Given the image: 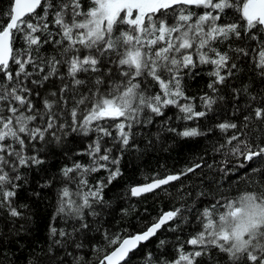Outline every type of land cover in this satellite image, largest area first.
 Segmentation results:
<instances>
[{
    "label": "snow or ice",
    "instance_id": "obj_1",
    "mask_svg": "<svg viewBox=\"0 0 264 264\" xmlns=\"http://www.w3.org/2000/svg\"><path fill=\"white\" fill-rule=\"evenodd\" d=\"M241 64L248 66L249 83L231 87ZM203 67L207 90L189 95L188 80ZM224 89L231 92L232 115L204 130L201 121L219 114ZM155 118L163 131L182 139L219 130L223 143L214 151L224 154V164L229 157L237 161L220 169L222 179L251 167L243 178L247 190L197 210L199 230L187 239L176 236L173 257L148 252L144 264H264V0H9L0 10V222L28 219V205L18 203L27 182L22 169H40L69 137L88 141L76 152L87 162L73 160L59 170L52 219L68 227L51 222L49 245L43 255L26 257V264H65L69 255L72 264H131L161 232L181 233L192 224L186 213L195 202L182 203L161 210L138 231H105L106 248H93L95 261L67 251L84 248L79 237L90 228V217L110 207L105 191L122 177L121 159L139 151L136 129ZM172 120L184 126H172ZM199 159L178 172L145 177L126 194L167 193L174 182L182 191L189 174L212 167ZM102 171L106 175L92 183L90 177ZM52 184L49 179L41 187ZM209 195L215 193L204 189L196 199ZM246 210L249 219L241 226L237 218ZM24 230L19 225L0 232V264H13L4 241L12 236L8 244H15ZM168 243L159 240L158 248Z\"/></svg>",
    "mask_w": 264,
    "mask_h": 264
},
{
    "label": "trees",
    "instance_id": "obj_2",
    "mask_svg": "<svg viewBox=\"0 0 264 264\" xmlns=\"http://www.w3.org/2000/svg\"><path fill=\"white\" fill-rule=\"evenodd\" d=\"M9 0H0V10H6ZM240 72L235 79L229 81L231 87L239 88L243 84L249 83L250 72L246 64H241ZM207 68L203 67L200 75L195 79H189L188 89L189 95H198L206 91V84L208 77L205 74ZM255 87V86H254ZM225 96L223 102L218 108V115L211 117L209 121H201L202 128H207L219 121L228 119L232 115V102L230 89H224L221 93ZM244 97H241L239 103L243 105ZM174 110L169 109L166 113L167 117H172ZM239 115L237 119H239ZM172 126L182 128L184 122L170 121ZM136 144L139 151L133 149L126 153L120 161V168L123 173L122 177L114 182L105 191V198L111 202L110 207L103 211L102 216L98 218H89L90 228L86 234L81 235L79 239L84 243V248L74 250L68 248L67 251L74 255L85 256L89 261H95L94 247L106 248V241L104 232L107 231L109 235L117 232H135L144 226L145 223L157 217L161 210L167 211L173 205L180 206L186 204L195 207L191 213H186L192 224L184 225V231L181 233L163 231L156 238H153L146 246L133 256L131 264H144L145 256L148 252L159 256L165 253L169 258L174 255V245L176 243V236L179 234L183 239H187V234L194 230H199L196 226L195 213L197 210L202 211L204 207L210 206L221 200V197L233 199L237 197L240 192L248 189V185L244 182L245 173L249 172L248 167L232 171L227 175L226 179H222L221 168H232L237 164L234 158L229 157L230 163L224 164L225 156L221 152L214 151V148L219 143H223L219 130L215 133L209 134L207 137H197L190 139H182L167 133L162 130L161 119L155 118V122L144 127L136 129ZM157 134L159 139H157ZM152 142L151 144L149 142ZM66 148L62 150L59 147L54 148L46 157V163L40 169H22V174L26 175L27 182L19 193L18 203L28 205L29 212L26 213L28 219H18L15 225L12 223L0 222V232L10 231L14 226L23 225L24 231L20 233L22 239H19L15 244L9 245V236L5 239V252L9 257H15L13 264H26V257L36 253L43 255L42 249L47 248L50 243L48 226L51 222L60 227L67 228L68 225L63 223V220L53 221V215L56 207V194L59 190V170L65 165H70L73 160L86 163L87 157L77 156L76 152L86 146L87 140L83 143L79 137H69L66 140ZM200 157L212 165L211 168L202 167L196 176L189 174L187 179L183 180L186 187L181 191L180 185L175 183L168 188L167 193L164 191L158 192L156 195L145 194L140 198H132L128 196L127 189L130 185L145 183V177H151L153 174L159 173L164 175L168 172H178L186 165L200 162ZM106 175L103 171L99 174H93L90 181L95 183L100 177ZM53 179V184L50 187H41L45 181ZM217 184H221L222 188L217 189ZM207 189L215 196L209 195L196 199V193ZM187 193L192 195L185 200L179 199ZM223 200L221 203L223 204ZM121 209H128L125 214ZM99 211V209H97ZM220 207L218 211H224ZM99 229V231L97 230ZM159 240H166L169 243L164 248H158ZM102 254V253H101ZM61 257L64 252H60ZM73 256L69 255L65 259V264H72ZM5 264H9L5 261Z\"/></svg>",
    "mask_w": 264,
    "mask_h": 264
},
{
    "label": "clouds",
    "instance_id": "obj_3",
    "mask_svg": "<svg viewBox=\"0 0 264 264\" xmlns=\"http://www.w3.org/2000/svg\"><path fill=\"white\" fill-rule=\"evenodd\" d=\"M248 215H247V210L244 212V213H242L238 218H237V221H238V223L241 225V226H243V225H245L247 222H248ZM231 222H229V225H228V227L229 228H231Z\"/></svg>",
    "mask_w": 264,
    "mask_h": 264
},
{
    "label": "water",
    "instance_id": "obj_4",
    "mask_svg": "<svg viewBox=\"0 0 264 264\" xmlns=\"http://www.w3.org/2000/svg\"><path fill=\"white\" fill-rule=\"evenodd\" d=\"M141 184H143V183H141Z\"/></svg>",
    "mask_w": 264,
    "mask_h": 264
}]
</instances>
